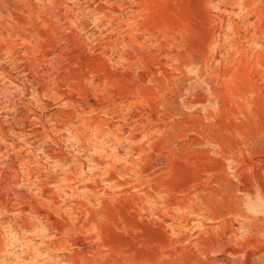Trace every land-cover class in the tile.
I'll return each mask as SVG.
<instances>
[{
    "label": "rangeland",
    "instance_id": "374dc122",
    "mask_svg": "<svg viewBox=\"0 0 264 264\" xmlns=\"http://www.w3.org/2000/svg\"><path fill=\"white\" fill-rule=\"evenodd\" d=\"M0 264H264V0H0Z\"/></svg>",
    "mask_w": 264,
    "mask_h": 264
},
{
    "label": "bare ground",
    "instance_id": "6f19581e",
    "mask_svg": "<svg viewBox=\"0 0 264 264\" xmlns=\"http://www.w3.org/2000/svg\"><path fill=\"white\" fill-rule=\"evenodd\" d=\"M35 248V247H34ZM29 251H31V249L29 250ZM32 252H33V250H32ZM31 253V252H30ZM35 254V253H34ZM29 257V256H28Z\"/></svg>",
    "mask_w": 264,
    "mask_h": 264
}]
</instances>
